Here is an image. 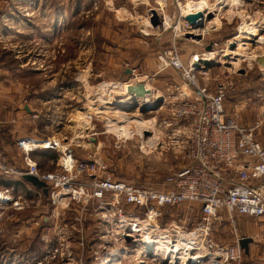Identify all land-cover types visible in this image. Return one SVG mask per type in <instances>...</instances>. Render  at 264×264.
<instances>
[{
  "label": "rangeland",
  "instance_id": "1",
  "mask_svg": "<svg viewBox=\"0 0 264 264\" xmlns=\"http://www.w3.org/2000/svg\"><path fill=\"white\" fill-rule=\"evenodd\" d=\"M200 1L0 0V100L15 96L26 115L22 104H36L28 116L38 117V137L58 145L34 159L42 171L71 178L65 186H46L47 193L14 177L0 180L19 182L15 192L21 196L20 205H5L0 219V264H167L161 252L145 248L150 236L164 241L166 233L177 238L196 232L199 203L195 212L188 204L161 207L158 231L125 235L136 220L148 218L149 208L123 204L119 211L111 194L103 201L94 196V181L112 176L162 190L166 177L185 167L164 121H178L173 108L184 91L196 97L191 77L210 92L227 84V117L258 125L264 142V67L257 61L264 39L256 42L264 37V0H205L207 20L191 24L184 11ZM251 29L255 36L247 33ZM206 53L213 55L212 65L195 67L193 58ZM141 80L159 98L156 108L135 101L119 105L125 90L117 82ZM135 118L154 125L141 132ZM69 151L75 161L101 162L106 169L67 172L60 164ZM18 152L21 157L14 151L9 157L22 163ZM210 229L212 245L192 250L202 255L200 264H264L263 218L236 214L233 222L223 209ZM245 236L253 238L249 253L240 244Z\"/></svg>",
  "mask_w": 264,
  "mask_h": 264
},
{
  "label": "built area",
  "instance_id": "2",
  "mask_svg": "<svg viewBox=\"0 0 264 264\" xmlns=\"http://www.w3.org/2000/svg\"><path fill=\"white\" fill-rule=\"evenodd\" d=\"M193 71V68L188 71L189 78ZM191 79L193 81L190 80V85H195L196 97L191 99L189 95L192 91H184L185 98L173 108V116L178 121H174V125L170 120L164 121L170 127L166 135L187 159L185 167L168 175L162 190L135 186L114 180L112 176L96 177L94 181V196L103 201L107 194H111L113 204L119 206V211L123 204L149 208L148 218L143 222L136 220L125 233L132 237L143 230L158 231L155 230L156 216L161 207L188 204L189 212H195L194 204L199 203L201 220L196 232L190 233L194 238L190 240V247L193 248L189 249V253L198 245H212L208 234L223 209L228 211L233 222L236 214L264 219V142L257 137L259 126H245L227 117L224 105L228 93L227 84L220 82L216 90L210 92L207 87H200L193 77ZM17 145L23 152V165L12 161L0 139V180L14 177L28 189L36 186L23 178L26 174L38 177L47 187L65 186L70 182L68 175L42 171L31 155L38 149L55 148L58 145L55 140L24 137L17 140ZM62 160L60 165L67 172L75 169L78 173L93 175L106 169L101 162L75 161L70 151ZM15 189V184H0V206L4 205L0 210V219L5 213V205H20L21 196L16 194ZM170 235L163 234L164 240L174 250L178 237L172 238ZM177 252L178 248L174 254ZM168 260H172V257Z\"/></svg>",
  "mask_w": 264,
  "mask_h": 264
},
{
  "label": "bare ground",
  "instance_id": "3",
  "mask_svg": "<svg viewBox=\"0 0 264 264\" xmlns=\"http://www.w3.org/2000/svg\"><path fill=\"white\" fill-rule=\"evenodd\" d=\"M191 5V4H190ZM187 10H185V14L184 15H188V14H191V13H196V12H203V17L206 18L207 20V16L208 14L206 13V1L203 0V1H200L198 2L197 4H193V6H188L186 8ZM210 13V12H209ZM151 25V24H150ZM247 33H249V35H256V32H255V29H251L250 31H247ZM240 37L241 35L239 34L238 35V38L240 40ZM264 39V37L261 35L259 37V39H257L256 42L260 43V40ZM233 54V53H232ZM235 54V53H234ZM210 56V57H209ZM206 57H209L208 59L211 60L213 55H211V53H206L205 56L201 57V58H206ZM200 57H196V58H193V62H195L196 60H198ZM201 58L199 60H201ZM142 81V80H141ZM140 81V82H141ZM143 82V81H142ZM147 89L149 90V92H147L144 96H136L134 94H130V93H127V86H129L128 83H125L124 82H117V84H119V88L122 87V90L124 89V95H120L119 97V105H130L132 103H135V102H139V105H142V104H145V105H154L156 100L159 99L156 95H155V91L154 89H152L153 87H151L150 84L148 83H145L143 82ZM116 84V83H115ZM109 87V86H108ZM116 87V86H115ZM187 88L188 91H190V89L185 86ZM105 89V88H103ZM108 90V89H107ZM111 90V89H110ZM102 91V90H101ZM104 91V90H103ZM106 91V89H105ZM106 94V93H105ZM111 95V94H109ZM107 96V95H106ZM110 97V96H109ZM108 98V97H107ZM108 101V100H107ZM135 101V102H134ZM109 104V103H108ZM123 107V106H122ZM109 108V107H108ZM125 108V107H124ZM112 110H114L113 108H111ZM110 109V110H111ZM118 109V108H117ZM121 111V109H119ZM129 110V109H128ZM105 113L107 110H104ZM114 112V111H113ZM116 112V111H115ZM109 113V112H107ZM120 113V112H119ZM122 114H125L126 112L124 111H121ZM120 113V114H121ZM109 115V114H107ZM135 121L138 125H140V130L141 132H143V130H145L146 127H148V125L152 124L154 125V122L153 121H148V120H144V119H136L135 118ZM149 123V124H148ZM151 128V127H150ZM122 129V128H120ZM148 129V128H147ZM123 130V129H122ZM155 138V137H154ZM150 139V138H149ZM153 139V138H152ZM42 147H46V145H43ZM3 194H1L2 196ZM163 236V235H161ZM193 239L191 237V235L189 234H182L180 233L178 235V238H177V244H176V249L178 248V252L177 254H174V250L176 249H172L170 247L169 244H167V241H162L161 239H159V237H152L151 239H149V244L145 247L148 251H152L153 252V249L155 250L157 248L156 253H154L155 255H158L157 253L159 252V250H161V256H162V260L164 263H167V264H176V263H179L178 260L181 259V262L182 264H200V261L198 259H200V257H202L201 254H197L193 253V252H188L190 248H193V247H190V240ZM155 245H154V243ZM153 248V249H152ZM158 251V252H157ZM184 251V252H183ZM170 256L172 257V260H168L170 258ZM169 261V262H168ZM218 263V262H217ZM221 262H219L218 264H220ZM116 264H120V262L117 261ZM216 264V263H215ZM222 264V263H221Z\"/></svg>",
  "mask_w": 264,
  "mask_h": 264
},
{
  "label": "crops",
  "instance_id": "4",
  "mask_svg": "<svg viewBox=\"0 0 264 264\" xmlns=\"http://www.w3.org/2000/svg\"><path fill=\"white\" fill-rule=\"evenodd\" d=\"M5 98L6 99L4 101L0 100V120L1 119L5 120L3 123L4 126L0 128V139L3 142V146H5L4 148L6 152L8 153V155L12 151L17 152V154L20 155V153L18 152L20 149L17 145V140L24 138V137H34V138L40 139L38 137L39 131L37 130V127H38L37 118L38 117L36 118V120H33L32 118L28 116V114H30L31 112L37 111L35 109L37 106L32 101L29 103L28 102L23 103L22 106H24L25 110L27 111V115H26L23 113L21 109H19L21 106V103L17 102V99L15 96L9 95ZM36 156L39 157L40 155L35 154L34 158H36ZM15 162H17V164L21 163L16 160ZM7 186H10V185H7Z\"/></svg>",
  "mask_w": 264,
  "mask_h": 264
},
{
  "label": "water",
  "instance_id": "5",
  "mask_svg": "<svg viewBox=\"0 0 264 264\" xmlns=\"http://www.w3.org/2000/svg\"><path fill=\"white\" fill-rule=\"evenodd\" d=\"M203 12L199 11L196 13H191L186 15V19L191 23V24H202V21L200 23H198V20L203 19ZM230 48L234 49L236 46V42L235 41H230ZM258 63L264 67V55H261L258 57L257 59ZM212 61L205 59V58H201V60H196L194 62V66L195 67H199L201 64H204L205 66H210L212 65ZM147 92H149V90L147 89L146 85L144 83H135V84H130L129 86H127V93L130 94H134L136 96H144ZM157 105H146L147 108H156ZM23 178H25V180L27 182H29L30 184L38 187V188H42L44 190L45 193H47V187L44 181L40 180L38 177L34 176V175H30V174H26L23 176ZM253 242V238L252 237H246L242 238L240 241L241 247L245 250L246 253H249V244Z\"/></svg>",
  "mask_w": 264,
  "mask_h": 264
},
{
  "label": "trees",
  "instance_id": "6",
  "mask_svg": "<svg viewBox=\"0 0 264 264\" xmlns=\"http://www.w3.org/2000/svg\"><path fill=\"white\" fill-rule=\"evenodd\" d=\"M50 148H48V149H39V150H35V151H33L32 153H31V155H32V157L34 158V155L35 154H38V155H44V154H48V153H50L51 151L49 150ZM10 181H12V180H10ZM10 181H7V180H5V185H11L12 184V182H10ZM16 183H19V182H16Z\"/></svg>",
  "mask_w": 264,
  "mask_h": 264
}]
</instances>
